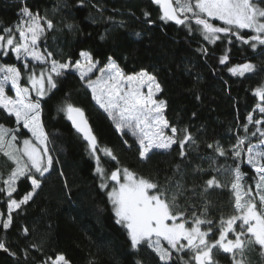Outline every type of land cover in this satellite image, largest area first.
<instances>
[{
    "label": "snow or ice",
    "instance_id": "6c2138e0",
    "mask_svg": "<svg viewBox=\"0 0 264 264\" xmlns=\"http://www.w3.org/2000/svg\"><path fill=\"white\" fill-rule=\"evenodd\" d=\"M151 3L158 7L160 21L183 27L189 36L199 34L209 45L218 41H226L227 45L239 43L264 55V0H151ZM84 5L85 0H78L79 7ZM61 6L67 7L57 4L56 8ZM19 15L15 27H4L0 34V55L11 54L22 63V68L15 63H0V109L14 118L16 125L6 127L0 123V155L11 165L6 176L0 173V197L6 204V211H0V228L4 233L13 226L14 214L22 213L34 200L43 178L59 163L49 148L51 141L42 120V102L57 89V78L68 72L78 75L116 132L134 138L141 162L156 154L171 153L174 146L179 148L181 162L187 159L190 145L197 141L188 127L180 128L168 120L167 101L159 98L163 87L153 71L141 68L128 73L112 56L101 66V61L87 50L79 51L76 59L70 55L57 59L55 53L42 48L40 43L56 30L53 20L26 4ZM144 16L149 25L155 23L149 18L150 12L145 11ZM63 27L71 31L77 26L65 23ZM135 35L139 37L140 33ZM230 50L226 47L219 56L220 65L227 67ZM196 51L204 57L211 54L204 45ZM227 71L233 77H245L255 73L257 66L245 61L227 67ZM253 95L259 103L242 125L245 135H237L236 142L227 148L219 141L207 144L214 156L201 159L210 160L209 168L196 165L192 170L194 175L208 171L227 173L230 179L222 182L214 174L202 185L192 186L185 182L186 169L182 170L180 164L173 166V176L167 177L163 184L121 165L112 148L100 145L82 108L68 101L58 108L86 142V150L95 164L93 174L98 188L106 196L114 224L124 232L133 253L146 248L154 255L155 264H220V255H227L231 264H247L246 254L250 250H258L264 257V83L253 89ZM256 111L261 114L260 119L255 118ZM249 124L255 126L250 135ZM21 128L30 136L21 138ZM257 135L259 138L253 143L250 137ZM123 143L132 146L127 139ZM102 157L117 166L109 170ZM218 157L231 158L235 163L218 164ZM241 164H246L250 172L242 170ZM177 175L180 179H174ZM21 180H26L30 189L16 198L14 194ZM212 189H226L230 193L229 215L221 213L218 219L210 218L213 205L208 194ZM195 196L203 200L198 209L192 200ZM21 232L25 237L29 235L27 227ZM29 247L41 251L36 244ZM0 251L12 257L17 255L5 238H0ZM23 251L27 257L28 249ZM39 264H71V261L58 252ZM135 264L144 261L137 258Z\"/></svg>",
    "mask_w": 264,
    "mask_h": 264
},
{
    "label": "trees",
    "instance_id": "16d2710c",
    "mask_svg": "<svg viewBox=\"0 0 264 264\" xmlns=\"http://www.w3.org/2000/svg\"><path fill=\"white\" fill-rule=\"evenodd\" d=\"M25 4L56 24V30L49 32L40 43L42 48L55 53L57 59H66L69 55L76 59L79 51L87 50L101 61V66L108 56H112L128 73L141 68L153 71L163 87L159 98L167 101L168 120L180 128L188 127L197 144L190 145L188 157L183 162L178 155V146H174L175 151L171 153L156 154L149 161L141 162L134 138L130 135L122 137L116 132L78 75L68 72L57 78V89L42 102V120L51 141L49 148L59 163L43 178L42 188L34 200L22 213L14 214V224L8 232L4 233L0 228V238H5L8 247L17 254L12 257L0 251V264H39L48 255L58 252L66 254L71 264H89V261L94 264H135L137 258L144 264H155L154 255L146 248L137 253L130 250L124 232L114 224L106 196L98 188L97 177L93 174L95 164L86 150V142L58 108L64 101L82 108L100 145L112 148L121 165L152 176L163 184L167 177L173 176V166L180 164L182 170L186 169L184 180L187 185H202L204 180L216 174L208 171L194 175L192 171L196 165L209 168L210 160L201 159L214 156L207 144L219 141L227 148L236 142L237 135H245L242 125L259 103L253 89L264 83V55L239 43L227 45L226 41H218L209 45L199 34L189 36L183 27L171 22L164 24L158 19V7L150 0H85L83 7L78 6V0H0V34L4 27H15ZM57 4L67 7L57 9ZM145 11L151 13L149 18L155 21L154 24L147 23ZM65 23H74L77 27L69 31L63 27ZM137 32L139 37L135 35ZM101 36L105 38L101 39ZM201 45L209 48V56L204 57L196 51ZM226 47L231 49L227 67L250 61L257 66V71L245 77H233L227 67L219 64V56ZM0 63H15L22 68V63L11 54L0 55ZM254 116L261 118L258 111ZM0 123L16 127L14 118L8 117L2 109ZM248 127L250 135L255 126L249 124ZM19 135L24 138L30 133L21 128ZM250 138L256 143L259 136ZM124 139L132 146L126 147ZM102 159L109 170L117 166L107 157ZM217 161L225 166L235 163L224 157H218ZM10 167L6 158L0 155V173L6 176ZM241 167L250 172L246 164ZM216 175L222 182L230 179L227 173ZM174 179L180 177L177 175ZM29 189V183L21 180L14 195L19 198ZM229 197L226 189L210 190L208 199L213 205L210 218L218 219L221 213L225 216L231 213ZM192 200L197 209L203 204L199 196ZM0 211H6L3 197H0ZM23 227L29 229L27 237L21 232ZM31 244L38 245L41 251L30 248ZM25 248L28 249L27 257ZM246 255L247 264H264V257L258 250H250ZM218 259L220 264H231L227 255H220Z\"/></svg>",
    "mask_w": 264,
    "mask_h": 264
},
{
    "label": "rangeland",
    "instance_id": "374dc122",
    "mask_svg": "<svg viewBox=\"0 0 264 264\" xmlns=\"http://www.w3.org/2000/svg\"><path fill=\"white\" fill-rule=\"evenodd\" d=\"M98 74V73H97ZM93 79H95V76L93 77ZM6 87H10V86H6ZM13 94V93H12ZM260 119V118H259Z\"/></svg>",
    "mask_w": 264,
    "mask_h": 264
},
{
    "label": "crops",
    "instance_id": "0c3cea01",
    "mask_svg": "<svg viewBox=\"0 0 264 264\" xmlns=\"http://www.w3.org/2000/svg\"><path fill=\"white\" fill-rule=\"evenodd\" d=\"M10 95H13V94H10Z\"/></svg>",
    "mask_w": 264,
    "mask_h": 264
},
{
    "label": "water",
    "instance_id": "95a60500",
    "mask_svg": "<svg viewBox=\"0 0 264 264\" xmlns=\"http://www.w3.org/2000/svg\"><path fill=\"white\" fill-rule=\"evenodd\" d=\"M151 1V0H150Z\"/></svg>",
    "mask_w": 264,
    "mask_h": 264
}]
</instances>
